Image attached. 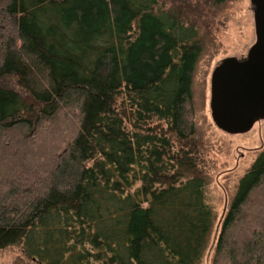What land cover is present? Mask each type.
Masks as SVG:
<instances>
[{
	"label": "trees",
	"instance_id": "1",
	"mask_svg": "<svg viewBox=\"0 0 264 264\" xmlns=\"http://www.w3.org/2000/svg\"><path fill=\"white\" fill-rule=\"evenodd\" d=\"M160 1L0 0V250L19 246L25 264H200L212 211L192 79L204 44ZM60 116L64 143L19 155ZM212 264H264V150Z\"/></svg>",
	"mask_w": 264,
	"mask_h": 264
},
{
	"label": "rangeland",
	"instance_id": "2",
	"mask_svg": "<svg viewBox=\"0 0 264 264\" xmlns=\"http://www.w3.org/2000/svg\"><path fill=\"white\" fill-rule=\"evenodd\" d=\"M164 4V8H180L184 18L196 25L204 44V51L193 73L192 107L196 135L201 142L203 167L208 178L204 199L212 211V225L200 264H212L215 240L237 185L264 150V120L255 122L246 132L231 134L215 125L210 111V80L213 69L225 58L245 57L255 42L251 0H227L219 5L213 4L211 0H161L159 3L161 6ZM5 83L14 86L13 80L6 79ZM58 121L52 126V132H49L52 137L46 130L41 133L38 131L40 138L35 140L38 142L34 143L31 139L26 143L25 152L19 155H30L43 142H50L51 138V144H62L60 136L56 137V129H62V118ZM3 155L4 147H0V159ZM25 263L26 259L19 246L0 250V264Z\"/></svg>",
	"mask_w": 264,
	"mask_h": 264
},
{
	"label": "water",
	"instance_id": "3",
	"mask_svg": "<svg viewBox=\"0 0 264 264\" xmlns=\"http://www.w3.org/2000/svg\"><path fill=\"white\" fill-rule=\"evenodd\" d=\"M255 42L243 58L229 57L213 69L210 111L215 125L236 134L264 120V0H251Z\"/></svg>",
	"mask_w": 264,
	"mask_h": 264
}]
</instances>
